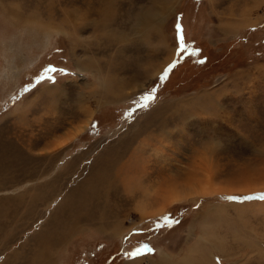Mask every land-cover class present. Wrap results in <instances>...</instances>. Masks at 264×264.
<instances>
[{"label":"rangeland","instance_id":"374dc122","mask_svg":"<svg viewBox=\"0 0 264 264\" xmlns=\"http://www.w3.org/2000/svg\"><path fill=\"white\" fill-rule=\"evenodd\" d=\"M262 195L264 0H0V264H264Z\"/></svg>","mask_w":264,"mask_h":264},{"label":"crops","instance_id":"0c3cea01","mask_svg":"<svg viewBox=\"0 0 264 264\" xmlns=\"http://www.w3.org/2000/svg\"><path fill=\"white\" fill-rule=\"evenodd\" d=\"M9 220H7L6 222H4V220L2 221H0V225L1 226H3V227H1L0 228V230H2V229H4L5 228V225H13L15 222H14V219H12L11 220V222L9 221ZM3 224V225H2ZM11 227V226H10ZM9 232V231H8ZM37 251L35 250L34 251V260L37 262V264H54V257L56 256L57 257V264H59L60 262H61V260H60V257H61V251H59V253H58V251H55L54 253H51V254H49V253H47L44 257H41V256H38V255H35V253H36ZM64 251H62V253H63ZM1 260V259H0ZM4 259H2L1 260V263H2V261H3Z\"/></svg>","mask_w":264,"mask_h":264},{"label":"snow or ice","instance_id":"6c2138e0","mask_svg":"<svg viewBox=\"0 0 264 264\" xmlns=\"http://www.w3.org/2000/svg\"><path fill=\"white\" fill-rule=\"evenodd\" d=\"M180 39V50L181 52L185 51L186 50V45L183 43L184 41V37L181 35L179 37ZM173 67V65H170L169 66V70ZM51 71H63L62 69H55V68H52L50 69ZM165 76H167V71L164 73V76L161 77V79H163ZM145 99H151V96H147L145 97ZM260 199L264 200V195L260 196L259 197ZM230 199H236V197H231ZM243 199H253V197L251 196H246V197H243ZM167 219V218H166ZM143 251H150V249H148L147 245L143 246V248H136L133 252H130V253H126L127 256H132V257H135V256H139L141 254V252Z\"/></svg>","mask_w":264,"mask_h":264},{"label":"bare ground","instance_id":"6f19581e","mask_svg":"<svg viewBox=\"0 0 264 264\" xmlns=\"http://www.w3.org/2000/svg\"><path fill=\"white\" fill-rule=\"evenodd\" d=\"M145 18H148V16H146ZM143 19V18H142ZM140 26H142V27H145V26H143V25H140ZM148 27V26H147ZM146 28V27H145ZM115 80V79H114ZM118 83V82H117ZM120 85V84H119ZM105 89V88H104ZM110 89V88H109ZM105 93V92H104ZM106 96V95H105ZM132 167H134V166H132ZM131 169V168H130ZM126 171H128V170H126ZM172 197H173V199H172V201L173 200H178L181 196L180 195H178V194H176V195H172ZM107 200V199H106ZM77 225H79V224H77ZM102 229V228H101Z\"/></svg>","mask_w":264,"mask_h":264}]
</instances>
